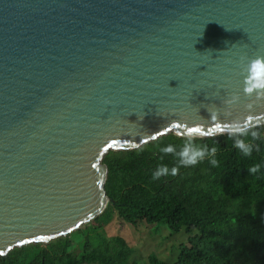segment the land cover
<instances>
[{
  "label": "water",
  "instance_id": "1",
  "mask_svg": "<svg viewBox=\"0 0 264 264\" xmlns=\"http://www.w3.org/2000/svg\"><path fill=\"white\" fill-rule=\"evenodd\" d=\"M257 55L264 0H0V256L101 215L109 151L264 126Z\"/></svg>",
  "mask_w": 264,
  "mask_h": 264
},
{
  "label": "trees",
  "instance_id": "2",
  "mask_svg": "<svg viewBox=\"0 0 264 264\" xmlns=\"http://www.w3.org/2000/svg\"><path fill=\"white\" fill-rule=\"evenodd\" d=\"M240 138L252 145L250 156L235 147L236 137L229 134L195 138L196 145L217 149L218 166H212L213 157L207 156L194 166H179L175 176L155 180L159 166H178L173 154L160 149L171 144L179 151L187 138L169 134L135 150L109 151L102 160L108 170L104 190L109 199L102 213L115 212L131 225L163 223L174 233L184 229L190 236L177 264H264V126L250 128ZM254 164L260 169L253 174L249 168ZM101 215L76 233L101 231ZM71 241L61 237L15 248L0 256V264H83V252L72 256ZM89 248V260L98 264H129L133 254L120 237ZM149 262L162 264L153 257Z\"/></svg>",
  "mask_w": 264,
  "mask_h": 264
},
{
  "label": "rangeland",
  "instance_id": "3",
  "mask_svg": "<svg viewBox=\"0 0 264 264\" xmlns=\"http://www.w3.org/2000/svg\"><path fill=\"white\" fill-rule=\"evenodd\" d=\"M103 223L102 230L95 231L93 228L85 232H72L65 236L73 243L74 248L71 252L72 256H78V253L83 252V264H98L89 260L92 254L89 247L98 248L102 240H111L114 237H120L132 248L133 254L129 264H151L149 258L153 257L155 261L162 264H177V259L181 248L187 245V235L184 229L179 232H171L165 224H147L145 222H137L135 225L121 221L116 213H102ZM92 222V221H90ZM89 222V223H90ZM87 223V224H89ZM82 225L79 229H83ZM194 233H192L193 235ZM87 245H83L84 243ZM78 243L80 244L79 247Z\"/></svg>",
  "mask_w": 264,
  "mask_h": 264
},
{
  "label": "clouds",
  "instance_id": "4",
  "mask_svg": "<svg viewBox=\"0 0 264 264\" xmlns=\"http://www.w3.org/2000/svg\"><path fill=\"white\" fill-rule=\"evenodd\" d=\"M247 62L245 63V61ZM241 74L244 76L243 80V92L245 96L251 98L255 97L254 100L259 101L264 99V56L257 55L255 58L248 59L246 57H241L240 59ZM240 100L239 94H232L230 98L224 100V104L228 107L238 103ZM248 108H252V104L247 105ZM218 114V110L217 113ZM213 115V113H212ZM251 117L245 120L230 121L227 123L217 124L215 130H219L221 134L227 132L230 136L236 137L235 147L238 148L243 155L250 156L252 153V145L247 143L244 139L240 137H245L249 134ZM200 129L198 127L188 128V138L179 151L169 144L160 149L164 154H173L178 159V166H174L171 169L165 165L159 166L153 173V179H160L161 177L171 174L175 176L179 172V166H194L197 163L204 160L207 156L213 157L210 160L212 166H218V161L214 158L217 149L213 147L210 151L207 146H199L194 143V134L199 133ZM258 133L255 131L251 132L253 138L258 137ZM260 169L259 164H254L249 168L250 173H256Z\"/></svg>",
  "mask_w": 264,
  "mask_h": 264
},
{
  "label": "snow or ice",
  "instance_id": "5",
  "mask_svg": "<svg viewBox=\"0 0 264 264\" xmlns=\"http://www.w3.org/2000/svg\"><path fill=\"white\" fill-rule=\"evenodd\" d=\"M111 147V146H110Z\"/></svg>",
  "mask_w": 264,
  "mask_h": 264
}]
</instances>
